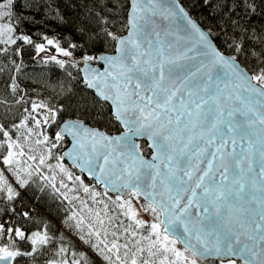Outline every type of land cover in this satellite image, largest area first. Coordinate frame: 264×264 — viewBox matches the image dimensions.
<instances>
[{
	"label": "snow or ice",
	"instance_id": "6c2138e0",
	"mask_svg": "<svg viewBox=\"0 0 264 264\" xmlns=\"http://www.w3.org/2000/svg\"><path fill=\"white\" fill-rule=\"evenodd\" d=\"M95 3V28L65 48L17 34L35 22L25 11L38 12L37 0H0V55L22 41L71 58L50 57L78 70L108 123L65 118V103L32 101L12 78L11 98H0V264L49 253L46 264H264V31L249 35L239 14L264 0H201L223 21L215 29L182 0H128L122 34L110 30L104 0ZM80 189L88 200L67 195ZM36 190L68 201L62 223L87 250L34 217L25 196Z\"/></svg>",
	"mask_w": 264,
	"mask_h": 264
},
{
	"label": "trees",
	"instance_id": "16d2710c",
	"mask_svg": "<svg viewBox=\"0 0 264 264\" xmlns=\"http://www.w3.org/2000/svg\"><path fill=\"white\" fill-rule=\"evenodd\" d=\"M37 2L40 8L38 12L35 9L25 11V15L32 17L35 22L23 23L17 30V34L29 35L34 44L41 42L45 35L54 36L61 47L65 48L68 47V42L83 43L79 30L86 25L92 26L89 31L94 29L95 24L92 21L91 13L92 11H100L95 0H37ZM104 2L108 6L104 8L103 15L109 20L110 30L122 34L123 26L127 23L128 0H104ZM182 3L194 18L200 20L202 26H211L215 29L223 23L217 12L213 8L204 7L201 0H182ZM262 8L264 6L258 7L256 14L251 16L246 15L243 9L239 10V14L249 22L250 29H255V33L250 31L249 35L258 36L264 31V11ZM34 44L28 45L18 41L17 45L8 46V55H0V98L10 94L11 90L10 88L6 89V86L12 83L14 77L19 89L26 93V98L30 97L32 101L37 103H50L53 100L62 101L68 106L65 118L74 114L85 119L91 126L107 131V109L103 106L94 107L90 91L85 89L82 84L77 83V79H75L78 70L67 64L61 68L55 61L41 59L37 56ZM254 44H256L255 39L251 40L248 46L251 48ZM16 47L21 48L19 55H13ZM89 50L93 52L103 51L104 46L90 47ZM108 51H111V48H108ZM74 55L79 58L81 52L77 50ZM12 60L16 61L15 65L12 64ZM17 66L18 71L16 70ZM69 72L72 74L71 76L68 75ZM68 91L71 92V95L65 98ZM9 98H11L10 95ZM113 133L115 132L113 131ZM140 146L143 154H150L146 142L141 141ZM85 182L93 183L92 180L86 178ZM95 187L97 191H102L98 186ZM25 200L34 209L33 215L37 220L49 221L52 231L59 230V232H65L68 236H72H69L67 243L75 245L74 250L84 251L81 245L87 250V245L81 243L77 236L62 223L65 215L71 214L69 212L70 206L66 203L68 201H64L62 197L52 193L51 190L44 192L36 190L26 194ZM63 202L67 204V207L63 205ZM4 219L12 220L13 218L6 216ZM16 226L23 225L18 221ZM27 227L35 230V226L31 223ZM49 258H52V253L37 258L33 264H46V260ZM21 264L24 262L21 261ZM237 264L240 262L237 261Z\"/></svg>",
	"mask_w": 264,
	"mask_h": 264
},
{
	"label": "rangeland",
	"instance_id": "374dc122",
	"mask_svg": "<svg viewBox=\"0 0 264 264\" xmlns=\"http://www.w3.org/2000/svg\"><path fill=\"white\" fill-rule=\"evenodd\" d=\"M48 38H52V39H55L54 38V36H52V35H50V36H47ZM39 43H45L46 44V41H44V39H42V41L41 42H39ZM3 47H7L8 48V46L7 45H4ZM53 55H55V56H57V59H67V58H65V57H62V56H60V55H58L56 52H55V49L53 48V47H51V46H46V50H45V52H43V53H37V56L38 57H40L41 59H43V60H49V61H52L51 59H50V57L51 56H53ZM78 174V173H77ZM85 184H92V185H95V184H93V183H86L85 182ZM96 186V185H95ZM70 187H71V185H70ZM97 190V189H96ZM102 190V189H101ZM67 195L70 197V198H72V197H74V196H79L81 199H83V200H88L89 199V197L88 196H86V194L85 193H83V191H82V189H80V190H78V191H76V192H68L67 193ZM67 204H68V202H66ZM65 202H63V205L65 206L66 205V207H67V204H66ZM74 204H79V201H74L73 202ZM91 206V205H90ZM94 208L96 207V206H93ZM86 215V214H85ZM70 237H72L71 235H69ZM78 243H79V241L77 240V239H75ZM80 245H81V243H79ZM83 248H84V250H86L85 249V247L83 246V245H81ZM95 258V257H94ZM96 259V258H95Z\"/></svg>",
	"mask_w": 264,
	"mask_h": 264
},
{
	"label": "water",
	"instance_id": "95a60500",
	"mask_svg": "<svg viewBox=\"0 0 264 264\" xmlns=\"http://www.w3.org/2000/svg\"><path fill=\"white\" fill-rule=\"evenodd\" d=\"M128 13H129V8H128V11H127V19H128ZM168 24H169V22L168 21H164V25L165 26H168ZM170 39H171V37H170ZM183 44V40H180L179 42H178V44H177V46H180V45H182ZM68 60H70L71 58H67ZM77 59H79V58H77ZM95 67H99V65H94ZM94 127V126H93ZM103 130V129H102ZM113 134H115V133H113ZM141 141H144V142H146V144H147V141L146 140H143V139H140V140H138V143L140 144V142ZM150 149V148H149ZM145 155V154H144ZM150 155H151V149H150V154L149 155H145V157H150ZM86 179H88L87 177H85ZM93 181V180H92ZM94 182V184H95V181H93ZM96 185V184H95ZM96 186H98L100 189H102V186L101 185H96ZM111 194V193H110ZM111 195H114V194H111ZM239 261V260H238ZM240 262V261H239Z\"/></svg>",
	"mask_w": 264,
	"mask_h": 264
}]
</instances>
